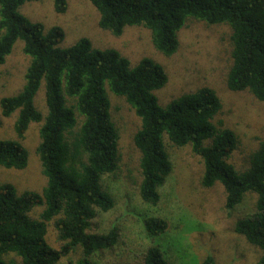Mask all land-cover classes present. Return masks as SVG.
Instances as JSON below:
<instances>
[{
  "label": "trees",
  "instance_id": "obj_1",
  "mask_svg": "<svg viewBox=\"0 0 264 264\" xmlns=\"http://www.w3.org/2000/svg\"><path fill=\"white\" fill-rule=\"evenodd\" d=\"M38 1L0 0V67L17 40L24 41V52L31 58L23 90L1 100L2 115L9 118L18 112V118L16 139L0 141V167L19 171L28 167L23 141L30 125L43 120L35 106L43 81L48 107L37 148L47 186L41 193L19 194L10 183L0 185V264H59L63 259L70 264H97V255L117 247L118 228L104 234L90 232L99 212L115 208L105 183L117 175L121 163V132L112 118L107 88L124 98L141 119L134 144L141 154L142 202L157 207L160 190L174 171L165 139L177 148L191 145L204 162L202 186L224 187L229 214L248 194L257 196L255 211L239 219L234 231L262 252L260 264H264V141L252 154L249 168L239 171L231 158L240 139L233 130L214 124L223 108L214 89L181 95L163 107L156 92L169 77L161 64L144 58L132 67L119 51L96 49L86 38L60 48L65 39L62 28L46 32L42 23L19 12L25 3ZM89 1L100 14L102 30L121 37L127 27H144L151 31L152 45L167 58L178 51L179 32L189 18L228 25L233 47L228 88L248 91L264 102V0ZM53 2L58 14L66 13L68 0ZM206 141L211 143L205 146ZM39 208L43 211L35 216ZM49 223L57 234L56 247L47 241ZM145 223L153 238L167 231L163 218L150 217ZM79 248L82 257L73 261L71 254ZM142 261L170 264L158 246L147 249ZM202 264L217 263L207 257Z\"/></svg>",
  "mask_w": 264,
  "mask_h": 264
},
{
  "label": "rangeland",
  "instance_id": "obj_2",
  "mask_svg": "<svg viewBox=\"0 0 264 264\" xmlns=\"http://www.w3.org/2000/svg\"><path fill=\"white\" fill-rule=\"evenodd\" d=\"M19 12L31 22L42 23L46 32L54 27L62 28L65 32V39L59 46L62 49L86 38L96 49L119 51L132 67L144 58L161 64L169 77L167 85L156 92L163 107L181 95L204 87L214 89L223 105L214 124L237 134L240 145L231 162L239 171L249 168L252 154L264 141V102L248 91L232 92L228 88V75L233 65L232 29L228 25H209L189 18L179 32L178 51L167 58L152 45L151 31L144 27H127L121 37L102 30L100 14L89 0H68L64 14L55 11L53 0L27 2ZM24 47V41L17 40L6 63L0 67V141L16 139L14 126L18 112L5 118L1 100L17 96L23 90L31 61ZM107 94L113 121L121 132V163L117 175L110 180L107 178L105 183L114 198L115 208L108 213L99 212L90 232L104 234L118 228L120 237L115 249L95 257L97 264H143V254L152 246L160 247L170 264H202L207 257H212L217 264H260L262 252L234 231L239 219L255 211L257 196L248 194L229 214L224 187L219 183L209 189L202 186L204 162L194 154L191 145L177 148L165 139L174 171L160 190L162 198L157 207L142 202L139 192L141 154L134 144L141 119L124 98L114 95L108 88ZM35 106L43 120L30 125L23 141L29 152L28 167L20 171L0 167V185L10 183L19 194L25 191L41 193L47 186L37 154L41 143L39 132L48 115L45 81L36 95ZM209 141L205 146L211 143ZM132 178L136 179L135 183ZM42 211L43 208H39L34 215L39 216ZM150 217L167 221L164 235L150 236L145 228V220ZM52 224H47V241L56 247L57 234ZM81 257L80 248L71 254L73 261ZM15 259L21 263L19 258ZM59 264L70 263L63 259Z\"/></svg>",
  "mask_w": 264,
  "mask_h": 264
}]
</instances>
